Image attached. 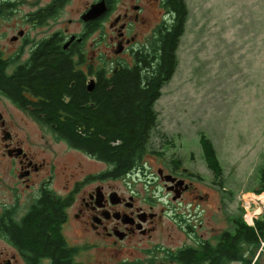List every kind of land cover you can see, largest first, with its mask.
<instances>
[{
	"label": "flooded vegetation",
	"instance_id": "flooded-vegetation-1",
	"mask_svg": "<svg viewBox=\"0 0 264 264\" xmlns=\"http://www.w3.org/2000/svg\"><path fill=\"white\" fill-rule=\"evenodd\" d=\"M174 2L0 0V264L258 263L264 242L238 238L224 249L240 215L214 188L218 179L203 185L171 143L119 175L58 137L42 96L10 87L18 68L45 55L65 58L86 92L89 80L94 88L141 56L153 65L176 21Z\"/></svg>",
	"mask_w": 264,
	"mask_h": 264
},
{
	"label": "rangeland",
	"instance_id": "rangeland-1",
	"mask_svg": "<svg viewBox=\"0 0 264 264\" xmlns=\"http://www.w3.org/2000/svg\"><path fill=\"white\" fill-rule=\"evenodd\" d=\"M183 3L187 20L177 64L154 104L157 124L150 147L171 143L167 150L179 153L205 185L214 181L199 142L205 135L222 169L214 188L230 199L233 218L241 215L248 225L242 198L261 192L256 189L264 166V0ZM65 144L57 143L63 157ZM171 215L169 211L170 221ZM262 217L264 209L256 218ZM250 249L253 254L255 247ZM257 264H264V245Z\"/></svg>",
	"mask_w": 264,
	"mask_h": 264
},
{
	"label": "trees",
	"instance_id": "trees-1",
	"mask_svg": "<svg viewBox=\"0 0 264 264\" xmlns=\"http://www.w3.org/2000/svg\"><path fill=\"white\" fill-rule=\"evenodd\" d=\"M173 10L176 21L164 32L159 61L153 65L151 58L141 56L134 66L121 68L86 92L84 80L76 81L78 73L72 71L65 58L51 59L45 55L36 68H18L10 76L17 80L10 87L16 89L24 84L42 96L40 108L56 123L59 138L97 160L112 164L118 174L123 175L150 148L157 124L153 104L177 64L178 41L187 20L183 0H175ZM73 79L75 82L71 85ZM64 95L69 99H63ZM199 142L207 167L214 178H219L222 169L211 141L201 134ZM262 190L264 166L259 170L256 191ZM234 223L230 242L222 246L225 250L233 249L238 238L249 246L259 247L264 242L263 217L255 220L253 226L246 225L241 215Z\"/></svg>",
	"mask_w": 264,
	"mask_h": 264
},
{
	"label": "built area",
	"instance_id": "built-area-1",
	"mask_svg": "<svg viewBox=\"0 0 264 264\" xmlns=\"http://www.w3.org/2000/svg\"><path fill=\"white\" fill-rule=\"evenodd\" d=\"M247 202H249V204ZM242 208L244 210V218L246 223L252 226L254 219L262 211V209H264V191L247 194L244 198H242Z\"/></svg>",
	"mask_w": 264,
	"mask_h": 264
},
{
	"label": "water",
	"instance_id": "water-1",
	"mask_svg": "<svg viewBox=\"0 0 264 264\" xmlns=\"http://www.w3.org/2000/svg\"><path fill=\"white\" fill-rule=\"evenodd\" d=\"M93 85H94V82L93 80H89L88 83H87V91H91L93 89ZM166 180H168V176H165L164 177Z\"/></svg>",
	"mask_w": 264,
	"mask_h": 264
},
{
	"label": "bare ground",
	"instance_id": "bare-ground-1",
	"mask_svg": "<svg viewBox=\"0 0 264 264\" xmlns=\"http://www.w3.org/2000/svg\"><path fill=\"white\" fill-rule=\"evenodd\" d=\"M251 220H252V218H251ZM255 220H257V218L254 219V221H253V225H254ZM253 225H252V226H253Z\"/></svg>",
	"mask_w": 264,
	"mask_h": 264
}]
</instances>
